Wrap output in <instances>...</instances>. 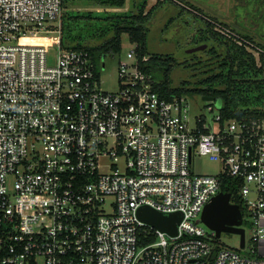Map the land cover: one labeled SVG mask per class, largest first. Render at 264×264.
<instances>
[{"label": "built area", "instance_id": "obj_1", "mask_svg": "<svg viewBox=\"0 0 264 264\" xmlns=\"http://www.w3.org/2000/svg\"><path fill=\"white\" fill-rule=\"evenodd\" d=\"M63 10L0 0V264H264V115H193L190 96L155 89L138 42L124 58L65 46ZM118 55V89H104ZM195 155L221 171H196ZM226 174L253 216L249 253L197 221ZM144 205L180 212L177 233Z\"/></svg>", "mask_w": 264, "mask_h": 264}, {"label": "trees", "instance_id": "obj_2", "mask_svg": "<svg viewBox=\"0 0 264 264\" xmlns=\"http://www.w3.org/2000/svg\"><path fill=\"white\" fill-rule=\"evenodd\" d=\"M69 1L71 0H63V4L68 6ZM89 1L106 7H122L126 4V0ZM182 3L185 7L189 3L201 10L189 1L185 3L182 0ZM154 6L147 12L142 5L138 13L122 14L112 11L110 15H105L106 20L103 24L98 21L101 15H93L92 12L75 14L72 9H68L65 11L63 20L65 23L62 26V43L68 47L90 50L98 59L103 54L120 52L123 46V34L128 33L131 41L139 43L141 65L155 80L153 85L162 95L168 98L174 95H202L221 99V109L228 118H250L264 115L263 46L257 45L261 49L260 56L257 57L255 52L248 48L250 42L254 43L251 36H243L231 30L218 28L215 21L206 19L205 27H202L201 32L195 35V43L196 45L203 44L201 42L211 38V43L204 42L207 43L204 50L214 58L209 68L206 69L211 73L197 80L194 86H190L188 80H183L176 86L172 85L170 71L174 65V57L169 54L152 53L148 49L146 23ZM107 11L109 12L108 9L103 11L104 14H107ZM82 19L85 23L80 25ZM109 33L111 34L100 43L90 44L88 42L90 38L104 37ZM146 53L150 55L149 58L142 60V56ZM239 185L238 178L227 174L222 177L221 189L232 193V201L241 205L245 215L248 207L241 199ZM254 246L257 249L256 243Z\"/></svg>", "mask_w": 264, "mask_h": 264}, {"label": "rangeland", "instance_id": "obj_3", "mask_svg": "<svg viewBox=\"0 0 264 264\" xmlns=\"http://www.w3.org/2000/svg\"><path fill=\"white\" fill-rule=\"evenodd\" d=\"M187 1L200 7L201 10L194 8ZM184 2L187 3L188 7L184 6L182 0H126V4L122 7H106L94 4L89 0H71L67 2L68 6L63 4L62 26L65 23H63L65 11L68 9H72L75 14L77 12H92L93 15H101L98 21L103 24L106 20L105 15H110V13H113L112 11L122 14L138 13L142 5L145 12H147L155 5L146 23L148 28V49L152 53L169 54L174 57V65L170 71V81L175 86L181 84L183 80H188L189 85L194 86L197 80L211 73V71L208 72L206 70L209 68L210 62L214 61L210 53L204 49L188 52L190 47L196 45L195 35L201 32L202 27H205L206 19L215 21L218 28L231 30L243 36H251L255 45L253 43L248 48L254 51L257 57L260 56L261 49L257 45L264 47V0H184ZM106 9L109 12L107 11V14H104L103 11ZM84 23V19H82L79 24L82 25ZM110 34L104 37L96 36L90 38L88 42L90 44L100 43ZM210 35H212V32H210ZM41 40H47V38ZM52 41L58 42L59 37ZM204 42L211 43V38ZM130 47H132V42L129 34L124 33L122 58L126 57ZM56 50L57 48L54 47L53 51L56 52ZM119 63L120 55L106 57V69L102 72V86L104 89H118L119 85L116 78ZM194 72L196 73L193 74ZM190 98L193 115L202 113L211 119L222 106L221 99H216L214 103L215 109L209 111L206 107L208 100L203 99L202 95H191ZM194 164L198 172L218 174L222 169L219 160L205 155H195ZM244 216L243 226L245 227L246 235V245L244 247H241V234L236 232H223L217 239L223 246H231L243 253H249L254 233L253 216L249 211H246ZM197 221L206 230H211L200 216Z\"/></svg>", "mask_w": 264, "mask_h": 264}, {"label": "water", "instance_id": "obj_4", "mask_svg": "<svg viewBox=\"0 0 264 264\" xmlns=\"http://www.w3.org/2000/svg\"><path fill=\"white\" fill-rule=\"evenodd\" d=\"M207 47V43L192 46L188 52H193ZM203 99H213L212 96H203ZM139 216L148 223L166 230L171 234L177 233V225L182 219L180 212L165 214L149 205L141 206L138 210ZM202 221L211 229L216 231L217 236L223 232H236L241 234V247L246 245L244 224V213L239 203L232 201L230 191H219L209 201L202 213Z\"/></svg>", "mask_w": 264, "mask_h": 264}, {"label": "crops", "instance_id": "obj_5", "mask_svg": "<svg viewBox=\"0 0 264 264\" xmlns=\"http://www.w3.org/2000/svg\"><path fill=\"white\" fill-rule=\"evenodd\" d=\"M262 223L264 225V218L262 219ZM258 253L260 255H264V237L258 242Z\"/></svg>", "mask_w": 264, "mask_h": 264}, {"label": "bare ground", "instance_id": "obj_6", "mask_svg": "<svg viewBox=\"0 0 264 264\" xmlns=\"http://www.w3.org/2000/svg\"><path fill=\"white\" fill-rule=\"evenodd\" d=\"M41 39H43V38H41Z\"/></svg>", "mask_w": 264, "mask_h": 264}]
</instances>
